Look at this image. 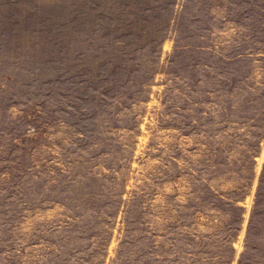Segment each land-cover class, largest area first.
<instances>
[{
  "label": "rangeland",
  "instance_id": "1",
  "mask_svg": "<svg viewBox=\"0 0 264 264\" xmlns=\"http://www.w3.org/2000/svg\"><path fill=\"white\" fill-rule=\"evenodd\" d=\"M0 264H264V0H0Z\"/></svg>",
  "mask_w": 264,
  "mask_h": 264
}]
</instances>
